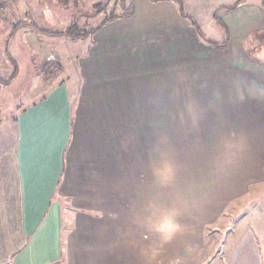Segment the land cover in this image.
I'll return each instance as SVG.
<instances>
[{
    "label": "crops",
    "instance_id": "1",
    "mask_svg": "<svg viewBox=\"0 0 264 264\" xmlns=\"http://www.w3.org/2000/svg\"><path fill=\"white\" fill-rule=\"evenodd\" d=\"M246 1L229 9L220 20L229 34L223 49L233 47L230 54L234 63L239 60L235 71L240 73L245 71L243 55L249 58L243 48L245 40L264 36V9L243 5ZM129 5L130 16L106 23L91 36V51L77 66L80 85L76 91L63 83L62 88L52 89L0 119V264H91L92 251L99 247L101 264H130L123 260V252L116 256L110 252L114 243H119L121 251L127 249L126 254L132 245L137 260L131 264L144 262L141 197L139 187H134L140 185V178H124L120 170L123 165L140 168L130 153L134 148L140 154L139 146L145 148L143 122L162 121L161 101L156 96L161 93V79L168 80L170 73L172 77L171 67L179 68L176 72L183 70L178 64L194 55L195 35L190 21L179 12L177 0H131ZM14 37L16 34L9 55L17 71L9 83L13 90L7 95L17 104L36 66L31 50ZM199 46L198 50L205 51ZM259 49L261 58L249 60L264 69V47ZM205 53L208 49L196 54ZM254 57L260 56L254 53ZM254 67L252 72H256ZM249 84L254 91L251 96L257 99L254 103L264 104V78L252 75ZM164 87L176 85L168 82ZM113 106L120 120L136 121L139 127L136 130L127 124L124 135L136 138L135 144L128 140L120 153L124 157L117 162L116 146L105 123L113 118ZM258 132L257 137L251 136L257 142L255 148L264 153V126ZM252 245L249 249L253 247L256 253L264 247ZM250 259V264H264L252 251Z\"/></svg>",
    "mask_w": 264,
    "mask_h": 264
},
{
    "label": "rangeland",
    "instance_id": "2",
    "mask_svg": "<svg viewBox=\"0 0 264 264\" xmlns=\"http://www.w3.org/2000/svg\"><path fill=\"white\" fill-rule=\"evenodd\" d=\"M235 1L177 0L192 23L194 55L185 57L184 64H178L183 69L181 72L171 67L169 70L175 75L171 77L170 73L168 80L161 79V93L156 96L161 101L162 121L143 122L145 148L139 146L140 154L133 151L134 148L130 153L138 159L140 168L123 165L120 170L124 178L126 175L140 178V185L134 187H139L141 197L139 226L145 241L142 264H250V251L254 258L264 259V153L263 149L255 148L257 142L251 136L257 137L256 132L260 133L264 126L258 110L264 114V104L254 103L257 99L251 96L254 91L249 84L252 75L259 80L264 78V69L249 60L261 58L260 49L256 48L264 47V38L245 40L243 50L249 58L243 55L245 71L236 72L235 65L239 66L240 62L237 59L234 63L233 54H230L233 47L223 49L229 43V34L220 21L228 11L222 7ZM130 2L0 0V78L6 80L13 71L5 56V44L15 34L14 38L21 39V44L31 50L36 66L17 104L7 95L13 85H1L0 119L63 83L76 91L80 85L77 66L91 51V41L74 40L71 36L75 34L69 29L74 28L78 34L93 29L103 19L131 11ZM244 4L264 9V0H247ZM14 24H21V27L12 33ZM34 27L61 32L63 36L45 35ZM207 42L214 47L205 45ZM198 46L205 51L198 50ZM206 49L208 54H196ZM254 53L260 57H254ZM157 64L160 66L162 62L159 60ZM251 64L257 66L256 72L251 71L255 68ZM173 76L184 77V80ZM168 82L176 87L165 88ZM16 87L15 84L14 89ZM113 110V118L108 117L110 120L105 123L116 146L113 154L117 162L124 157L120 153L127 147V141L135 144L136 138L124 135L127 124L131 123L136 130L139 127L136 121L120 120L114 106ZM250 243L252 246L260 243L258 254L253 247L249 249ZM114 245L110 252L115 256L123 252V260L130 264L137 260L132 245L128 254L125 248L121 251L119 243ZM92 254L91 264L103 263L100 247Z\"/></svg>",
    "mask_w": 264,
    "mask_h": 264
},
{
    "label": "trees",
    "instance_id": "3",
    "mask_svg": "<svg viewBox=\"0 0 264 264\" xmlns=\"http://www.w3.org/2000/svg\"><path fill=\"white\" fill-rule=\"evenodd\" d=\"M151 1H155V0H151ZM244 0H237V1H235L234 2V4L233 5H230V6H223L222 7V9L223 10H229V9H232L233 7H235V5H238L240 2H243ZM180 9H179V12L185 17V18H189L188 16H186V15H184L183 14V12H182V9H181V6L179 7ZM133 13V11L131 10V11H129L128 13H126V14H122V15H117V16H114V15H112V17H108V18H106V19H103L99 24H98V26L97 27H95V28H93V29H89L88 31H86V32H82L81 34H78L77 32H75V29L74 28H70L69 30H71V32L73 33V34H75V36H71L74 40H84V39H88L89 40V42L91 41V36L92 35H94L96 32H98L99 31V29L102 27V26H104L106 23H108V22H110V21H113V20H115V19H117V18H119V17H124V16H130L131 14ZM189 20V19H188ZM222 24V23H221ZM23 25V24H22ZM191 25H192V23H191ZM222 26H223V24H222ZM19 27H21V24H14V27H13V32L12 33H15V31L17 32L18 31V29H19ZM33 28V27H32ZM37 30L39 33H42V34H45V35H50V36H53V37H62L63 36V33H61V32H50V31H47V30H44V29H39V28H36V27H34V30ZM224 30H226V28L224 27ZM69 31H67L66 33H67V35L68 36H70V34L68 33ZM226 33H227V30H226ZM66 35V36H67ZM77 35V36H76ZM227 35H228V33H227ZM264 37V36H263ZM262 37V38H263ZM9 39H11V38H8V40H7V44H5V49H7L6 50V52H5V56H6V58L9 60V62H10V64L12 65V67H13V71H12V73L10 74V76L6 79V80H2L1 78H0V83L2 84V85H8L9 83H10V81H12V79L14 78V76L16 75V71H17V66H16V63H15V61L13 60V58L9 55V52H8V43H9ZM207 43H209V44H211V45H209V44H207ZM205 45H207L208 47H214V45H212V43H210V42H207ZM222 44V43H221Z\"/></svg>",
    "mask_w": 264,
    "mask_h": 264
}]
</instances>
